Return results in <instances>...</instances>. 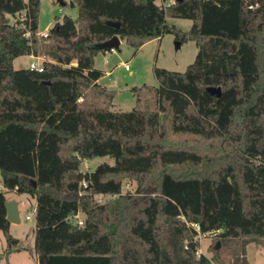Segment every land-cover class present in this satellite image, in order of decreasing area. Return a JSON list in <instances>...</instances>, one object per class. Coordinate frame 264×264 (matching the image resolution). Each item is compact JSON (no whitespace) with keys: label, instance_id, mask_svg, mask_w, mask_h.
Segmentation results:
<instances>
[{"label":"trees","instance_id":"16d2710c","mask_svg":"<svg viewBox=\"0 0 264 264\" xmlns=\"http://www.w3.org/2000/svg\"><path fill=\"white\" fill-rule=\"evenodd\" d=\"M70 4L76 20L64 16L43 37L40 0H0V260L19 251L5 218L14 192L35 200L37 264H223L196 255L199 233L247 264L246 245L264 238V0ZM167 17L192 25L181 31ZM167 33L198 51L185 71L154 75L196 93L190 107L161 110L160 86L142 85L130 111L111 110L116 92L93 65L107 50L95 45L116 35L138 50ZM42 54V71L13 67ZM97 156L114 164L79 169ZM127 177L136 192H121ZM107 194L116 197L97 201ZM80 213L82 224L70 219Z\"/></svg>","mask_w":264,"mask_h":264},{"label":"rangeland","instance_id":"374dc122","mask_svg":"<svg viewBox=\"0 0 264 264\" xmlns=\"http://www.w3.org/2000/svg\"><path fill=\"white\" fill-rule=\"evenodd\" d=\"M71 0H40L39 17H38V33L43 35L56 22L62 20L64 16H69L76 20L77 9L70 4ZM163 5L172 0H159ZM63 3V5H61ZM59 6L56 8V5ZM9 17V20L13 19ZM167 24L181 31H188L192 25V21L181 18L167 17ZM38 34V35H39ZM40 36V35H39ZM174 34L167 33L160 38H154L144 43L138 50H134L126 43L125 39H120L117 49L107 50L104 53H98L93 59L94 68L106 71L100 79V83L106 88L116 92L113 104L110 109L113 111H130L135 106V97L132 93L134 86L151 85L157 86L155 80L154 68H164L170 71L183 72L188 65L193 63L197 54V46L193 41L181 42ZM35 60L42 63L43 60H49L45 55L35 56ZM30 59L26 56L18 57L14 61L15 68H20L29 64ZM127 65V69L124 68ZM109 71V72H108ZM169 81L174 79L169 78ZM178 82V81H176ZM175 83V82H174ZM181 84V83H180ZM187 94L177 99L175 105L179 112L186 111L191 103L189 93L183 88ZM175 91V88H173ZM160 104V109H163ZM169 106L165 109H170ZM100 164L113 165L114 159L110 156H97L92 159L82 160L79 166L81 171H93ZM1 184V180H0ZM138 189L136 179L129 177L122 179L121 192L134 193ZM114 195H97L96 199L100 203L112 201ZM7 198L14 199L19 204L20 222L9 227L10 235L18 239L17 245L13 249L19 251L11 252L7 257L0 260V264H36V255L34 253V230L35 217L31 207L35 206L33 200H26L25 197L19 196L17 193L8 194ZM30 218L26 219L25 216ZM77 219L82 220L83 215L80 213ZM76 219H74L75 222ZM215 235L212 233L199 235L196 255H205L209 259L217 256L223 264H233V255L231 249L226 247L224 243L219 242V253L215 254L214 249ZM6 247L3 233L0 231V252ZM245 259L247 264H264V238L252 241L245 247ZM216 263V262H215Z\"/></svg>","mask_w":264,"mask_h":264},{"label":"crops","instance_id":"0c3cea01","mask_svg":"<svg viewBox=\"0 0 264 264\" xmlns=\"http://www.w3.org/2000/svg\"><path fill=\"white\" fill-rule=\"evenodd\" d=\"M39 34V33H38ZM39 35H41V34H39ZM28 59H30V61H32V55H25ZM96 57V56H95ZM17 59V58H16ZM15 59V60H16ZM14 60V61H15ZM14 61H13V67L15 68V66H14ZM23 67H28V64L26 65V66H23ZM19 68V67H18ZM99 70V69H98ZM100 71H102V70H100ZM109 72V71H108ZM106 71L104 72V71H102V76L97 80V82L100 84V85H102L101 83H100V79L104 76V75H106ZM155 76V75H154ZM169 78H166V77H163V78H161V79H157L156 77H155V80H156V82L158 83V85L157 86H160V90H161V93H160V104L162 105L163 104V109H165V107H167V106H169L170 107V109L169 110H172V111H175V112H179L178 111V109H176V107H177V105H175V102H177V99L179 98V97H182V95H184V94H187L186 92H185V90L183 89V88H185L184 87V85H182V84H180L179 82H176V81H173V80H171V81H169L168 80ZM175 82V83H174ZM102 86H104V85H102ZM173 88H175V91L173 90ZM189 96H190V98H191V103L194 101V99H195V97H196V93H189ZM168 107V108H169ZM163 109H161V110H163ZM2 185L0 184V187H1ZM10 193H14V192H8V193H5V198H6V200H12V201H15L14 199H9V198H7V196H8V194H10ZM19 195V194H18ZM22 197H25L26 198V200H33L34 202H35V200H34V198H32V197H29V196H27V195H25V194H20ZM19 195V196H20ZM16 203H17V201H15ZM17 207H18V210H19V204L17 203ZM32 208V211H33V213H34V215H35V206L34 207H31ZM11 225H13L12 223H10V226ZM9 226V227H10ZM36 264H37V261H36Z\"/></svg>","mask_w":264,"mask_h":264},{"label":"water","instance_id":"95a60500","mask_svg":"<svg viewBox=\"0 0 264 264\" xmlns=\"http://www.w3.org/2000/svg\"><path fill=\"white\" fill-rule=\"evenodd\" d=\"M61 5H63V3H61ZM58 6H59V4L56 5V8ZM108 24L116 26V27L119 26L118 22H108ZM119 44H120V39L118 36L115 35V36L111 37L110 39H108L104 42L96 44L95 46L97 48H102L105 50H114V49H117L119 47ZM180 45H181V42H178L177 47H179ZM206 91L213 94V95H216V96H220V93H221V89L219 87H217V88L209 87V88H206ZM4 206H5V210H6V216H5L6 220L12 224L19 223L20 222V216H19V210L17 207V203L15 201H12V200H6L4 202ZM218 247H219V242H217V245L215 248L218 249Z\"/></svg>","mask_w":264,"mask_h":264},{"label":"built area","instance_id":"2783aa9c","mask_svg":"<svg viewBox=\"0 0 264 264\" xmlns=\"http://www.w3.org/2000/svg\"><path fill=\"white\" fill-rule=\"evenodd\" d=\"M166 4V3H165ZM20 17H23V13L20 15ZM47 35V32L45 34H43L42 36L43 37H46ZM36 58L34 56H32V61L29 62L28 64V68L30 69H33V70H38V71H42V64L40 62H38L37 60H35ZM124 68L127 69V65H124ZM87 185V183L85 181H82L81 182V186L85 187ZM0 189H2V186L0 187ZM77 216L78 214L74 215V216H70V219H72L74 221L75 220V223L77 224H82V220H79L77 219ZM26 219H29L30 216L29 215H26L25 216ZM194 226L195 229L198 230V226L196 224H192ZM199 235H204V234H198L196 237H195V240L196 241H199ZM197 253V251H196Z\"/></svg>","mask_w":264,"mask_h":264}]
</instances>
